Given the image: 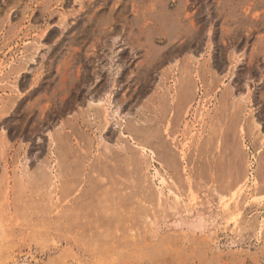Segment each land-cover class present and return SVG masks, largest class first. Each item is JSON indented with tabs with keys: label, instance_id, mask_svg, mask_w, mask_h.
<instances>
[{
	"label": "rangeland",
	"instance_id": "rangeland-1",
	"mask_svg": "<svg viewBox=\"0 0 264 264\" xmlns=\"http://www.w3.org/2000/svg\"><path fill=\"white\" fill-rule=\"evenodd\" d=\"M0 264H264V0H0Z\"/></svg>",
	"mask_w": 264,
	"mask_h": 264
},
{
	"label": "bare ground",
	"instance_id": "bare-ground-1",
	"mask_svg": "<svg viewBox=\"0 0 264 264\" xmlns=\"http://www.w3.org/2000/svg\"><path fill=\"white\" fill-rule=\"evenodd\" d=\"M102 96V95H101ZM117 108V107H116ZM202 216L198 215L192 218V220L190 221V224H192L194 227L196 228H202L203 226V220H202Z\"/></svg>",
	"mask_w": 264,
	"mask_h": 264
}]
</instances>
